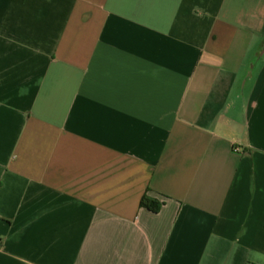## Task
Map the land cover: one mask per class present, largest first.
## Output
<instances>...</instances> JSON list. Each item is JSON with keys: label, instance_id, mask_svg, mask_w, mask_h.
Returning a JSON list of instances; mask_svg holds the SVG:
<instances>
[{"label": "crops", "instance_id": "0c3cea01", "mask_svg": "<svg viewBox=\"0 0 264 264\" xmlns=\"http://www.w3.org/2000/svg\"><path fill=\"white\" fill-rule=\"evenodd\" d=\"M0 264H264V0H0Z\"/></svg>", "mask_w": 264, "mask_h": 264}, {"label": "trees", "instance_id": "16d2710c", "mask_svg": "<svg viewBox=\"0 0 264 264\" xmlns=\"http://www.w3.org/2000/svg\"><path fill=\"white\" fill-rule=\"evenodd\" d=\"M164 203L151 197L149 194H145L141 201V207L150 210L151 212L157 214L161 211Z\"/></svg>", "mask_w": 264, "mask_h": 264}]
</instances>
